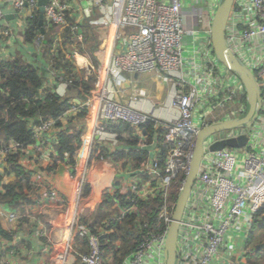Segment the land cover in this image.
<instances>
[{"label":"built area","instance_id":"2783aa9c","mask_svg":"<svg viewBox=\"0 0 264 264\" xmlns=\"http://www.w3.org/2000/svg\"><path fill=\"white\" fill-rule=\"evenodd\" d=\"M0 0V24L4 12ZM39 0H9L17 27L0 28V38L24 42L29 21L40 13ZM91 2L89 16L83 3ZM223 0H48L45 6L40 34L30 44L49 63L55 49L63 47L73 59L76 71L85 81L94 79V87L84 102L73 101L65 114L75 116L82 112L88 117L81 140L80 160L75 169L79 173L75 200L70 203L67 221L69 235L52 264H66L76 237L87 240V253L73 255L78 264H114L111 256L104 255L101 239L114 233L112 223L123 222L135 212V206L123 209L118 199L106 210L110 217L101 222L95 233L80 224L78 207L83 197L85 173L91 156L97 162H113L111 155L100 154L107 146L109 154L120 149V136L110 130L112 126L128 125L142 131L150 121L155 129L165 132L169 145L167 158L160 165V150L150 152V159L139 167L131 164L119 167L123 175L109 190L138 202L161 200L158 209V233L149 232L132 255L122 264H166V239L173 221L176 203L171 189L179 184V195L194 154L199 130L222 122L244 118L249 110L248 97L240 78L227 71L218 61L212 46L211 24ZM80 14V17L77 16ZM75 17L69 22L68 17ZM84 19V20H83ZM81 20V21H80ZM87 22L100 41L94 59L82 55L79 44L86 34L78 32L79 24ZM205 23L207 29H202ZM56 26L57 39L52 50H46L47 33ZM71 28L77 44H65L62 31ZM229 49L253 73L261 93L262 109L251 127L222 130L204 141V156L198 176L185 208L178 237L177 264H248L252 257L254 240L258 235L261 211L264 208V0H235L226 29ZM95 60V61H94ZM0 61H12L0 57ZM43 93L51 89L66 98L73 79H66L50 68ZM155 74L170 84L168 100L164 106L152 104L146 110V92L136 90L126 103L116 98V83L129 75ZM64 115V116H65ZM57 128L55 121L29 123L34 144L24 148L7 141L0 149V187L10 182L7 175L11 166L8 157L14 154L32 156L37 166L50 146V139L67 130ZM71 132V130H70ZM56 133V134H55ZM245 137V146L221 150L212 148L221 142ZM100 143H93L95 140ZM115 163V162H114ZM2 170V167H0ZM2 172V173H1ZM82 190V194H81ZM0 191V192H1ZM49 201L60 205L62 199L55 190L48 193ZM84 198V197H83ZM29 217V213L27 214ZM0 219L14 226L19 219L16 211L0 209ZM71 237V238H70ZM242 247L236 250V239ZM67 240V242H66ZM227 249L233 254L227 256ZM119 244L116 246L117 252ZM226 255H225V254ZM15 252L11 251L10 255ZM0 264H6L0 261Z\"/></svg>","mask_w":264,"mask_h":264},{"label":"trees","instance_id":"16d2710c","mask_svg":"<svg viewBox=\"0 0 264 264\" xmlns=\"http://www.w3.org/2000/svg\"><path fill=\"white\" fill-rule=\"evenodd\" d=\"M75 19L74 16L72 18L68 17V21L72 23ZM79 25L78 32L86 34L84 46L87 47L88 54L92 55L91 58L94 59L93 53L99 46L97 34L89 27L87 22ZM41 29V14L36 13V16L29 21V29L24 35V42L27 45L32 44L40 34ZM54 29H56L55 25L47 33L46 50H52L57 39V31ZM62 39L64 40V45L77 44L71 28L62 31ZM78 45L81 49L82 44L78 43ZM81 50L84 51V49ZM81 50L80 53L83 55L85 52ZM23 56L22 53H19L12 58V61H0V135L4 134L7 141H14L20 146L27 148L34 144L33 135L29 128L31 121L42 122L52 120L55 121V126L58 129H63L61 119L73 105V99L59 97L51 89L43 93V87L49 75L47 70L48 64L51 69L56 70L64 78L73 79V86L69 90L77 94L80 99H83L84 95L90 94L94 87V79L84 80L83 76L76 71L73 59L68 58V52L63 47L55 49L49 63L38 64L35 61L25 59ZM85 116L86 113L82 112L76 115L74 120L77 121ZM40 122H37V124ZM155 125L156 121L150 120L142 128V131L148 134L149 142L153 141L156 136L158 137V143L146 144L140 143V139L135 135L137 130L128 125L110 127L111 131L120 136V140L123 142L122 145H125V147H121L120 150L108 154V156L110 157L111 155L115 163L125 161V165L131 164L134 167H139L148 161L149 148L156 146L160 150L159 163L163 167L167 158L169 145L164 141L165 132L155 129ZM67 127V130L59 133L58 141L53 146L58 161L62 162L68 159L71 163H74L75 154L82 142L81 137L84 129L74 128L71 126V123L67 124ZM144 144L146 150L143 148ZM2 147L0 145V149ZM99 152L100 154L107 153L102 146H100ZM20 157L21 154L18 153L8 157L11 170L7 171L6 174L9 176L13 174L16 180L8 183L0 192V207L18 212L19 219L17 223L25 224L28 222L26 207L32 206V201L27 194L31 190L30 175L32 173L25 172L19 165ZM82 196H87L85 189H83ZM178 197L179 184H175L171 189V199L176 203ZM115 199L121 202L123 209L133 206L136 209L133 214L127 215L123 222L112 223L111 228L114 230V233H109L101 239L104 245V255L111 256L114 264H122L128 256L135 252L140 242L143 241L149 232H159V229L154 226L157 225L158 209L161 200L138 202L133 196L128 200L127 197L119 193H116L115 197L105 193L101 206L91 216L80 218V224L88 226L95 233V228L110 217V214L106 210L113 207ZM260 214L261 219L258 227L264 231V208ZM15 233H17V230H10L6 232L4 237L11 240ZM73 243L79 246V248L75 249V252L81 254L88 252L87 240L76 237L73 239ZM118 244L119 250L113 253Z\"/></svg>","mask_w":264,"mask_h":264},{"label":"crops","instance_id":"0c3cea01","mask_svg":"<svg viewBox=\"0 0 264 264\" xmlns=\"http://www.w3.org/2000/svg\"><path fill=\"white\" fill-rule=\"evenodd\" d=\"M1 1L5 18L0 24V28L2 26L7 28L17 27L16 18L9 5V0ZM77 16L80 17V14L77 13ZM81 49H84V51ZM81 49H79V51L81 50L82 52H85L83 54L84 56L91 58L92 55L88 54L87 47L84 46V43L82 44ZM19 53H22L24 55L23 57L29 61H35L38 64L43 63L42 57L35 52L33 46L24 44L16 39L9 43L0 39V57L12 59ZM170 87V84L164 83L161 80V77H158L155 74L150 73L137 76L125 74L124 77L116 83V98L120 102L126 103L134 95L135 89H142L147 94V101L143 106H146V110H149L152 104L164 106L165 103H167ZM67 97L76 101L84 102L89 95H84L83 99H80L77 94H74V92H69ZM75 116H63L61 119L63 127L65 128V122L63 120L67 118V120H70L69 123H71L72 127L83 130L88 117L85 116L76 121L74 120L76 118ZM59 133L60 132L57 134L55 133L56 135L51 137L50 146L48 150H46L45 156L39 161V165L36 166L32 162V156L30 154H28V156L24 154V156L21 155L20 157L19 165L25 170V172L32 173V175H30L31 190L27 192L32 201V206L26 207L29 217L27 218L28 222L25 224H20L18 222L12 226L8 225L3 219H0V261H5L6 264H52L53 260L57 257L58 251L60 252L62 248L61 243H63L69 235L67 221L71 208L70 203L73 199L75 200L76 188L78 186V181L80 180V174L77 173L75 169L78 167V164H83L79 161L82 144L79 146L75 154L74 163H71L68 159L62 162L60 160L58 161L53 145L57 143ZM135 133L142 144L158 143L157 136L153 141L149 142L148 134L145 131H136ZM0 142L1 146L7 143L4 134L0 135ZM81 143H83V141ZM93 143L100 142L96 139ZM119 143H121L120 149L121 147H125V145H122L123 142L121 140ZM145 144L143 146L144 150H146ZM96 145V149L101 146V144ZM102 147L107 151L106 154L108 155L110 153L108 147ZM155 149L156 146L154 148H149L150 152ZM93 157L94 155L91 156L84 177L83 189L87 192V196L84 198L82 197L79 202L78 215L80 218L83 216L89 217L96 212L103 202L105 193L110 194V188L114 186V184H116L115 181L123 175V172L119 170V167L122 168L127 166L124 164L125 161L119 163H114V161L97 162L93 160ZM118 165L119 167L117 168ZM0 167H2V170L0 171H3L4 166L0 165ZM10 180L14 181L13 178H10ZM1 189L2 187H0V191ZM50 190H55L58 197L62 199L60 205L49 201L47 193ZM0 209L3 208L0 207ZM10 230H17V233L13 235L11 240L5 239L4 235ZM258 233L252 249L264 245V231L259 228ZM232 239H236V249H238L239 246L242 247L240 237H229L228 243H230ZM76 248V246L75 248L71 247L66 264H78L73 256L75 254L73 251H76ZM11 251L15 252L12 256L10 255ZM225 252L228 253L227 256L233 254V251L229 249ZM248 264H264V248L252 253V257Z\"/></svg>","mask_w":264,"mask_h":264},{"label":"water","instance_id":"95a60500","mask_svg":"<svg viewBox=\"0 0 264 264\" xmlns=\"http://www.w3.org/2000/svg\"><path fill=\"white\" fill-rule=\"evenodd\" d=\"M234 1L235 0H223L222 4L217 8L216 13L212 18L211 40L213 50L218 61L226 68L227 71L235 73L242 81L248 97L249 110L247 115L241 120L222 122L217 125L199 130L190 168L185 179L183 190L181 191L176 202L173 213V221L166 239V264H177L180 226L204 156L205 139L208 136L222 130H228L242 126H246L248 128L251 127L262 109L261 93L253 73L240 61L239 58L234 55V53L229 49L226 41V29ZM47 4L48 0H39L38 2L39 11L41 14V26L43 24V16L45 13V6ZM91 4V2L83 3L86 16H89L88 8L91 6ZM246 142L247 139L243 137L239 140H229L218 143L212 149L218 151L225 147H242L245 146ZM263 248L264 245L258 246L252 249L251 252L255 253V251H260Z\"/></svg>","mask_w":264,"mask_h":264},{"label":"rangeland","instance_id":"374dc122","mask_svg":"<svg viewBox=\"0 0 264 264\" xmlns=\"http://www.w3.org/2000/svg\"><path fill=\"white\" fill-rule=\"evenodd\" d=\"M207 27H208V26H206V24H205V23H203V24H202V29H204V30H205V29H207ZM54 30H55V31H57L58 29H54ZM70 238H71V237H70ZM240 247H241V246H239V248H238V249H236V250H239V249H240Z\"/></svg>","mask_w":264,"mask_h":264},{"label":"bare ground","instance_id":"6f19581e","mask_svg":"<svg viewBox=\"0 0 264 264\" xmlns=\"http://www.w3.org/2000/svg\"><path fill=\"white\" fill-rule=\"evenodd\" d=\"M68 234H69V232H68ZM67 237H68V236H67ZM67 237H66V238H67ZM66 242H67V240H66Z\"/></svg>","mask_w":264,"mask_h":264}]
</instances>
